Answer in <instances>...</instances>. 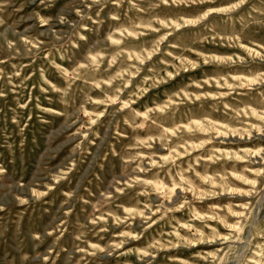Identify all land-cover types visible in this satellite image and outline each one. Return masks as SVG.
Listing matches in <instances>:
<instances>
[{"label":"rangeland","instance_id":"obj_1","mask_svg":"<svg viewBox=\"0 0 264 264\" xmlns=\"http://www.w3.org/2000/svg\"><path fill=\"white\" fill-rule=\"evenodd\" d=\"M0 264H264V0H0Z\"/></svg>","mask_w":264,"mask_h":264}]
</instances>
